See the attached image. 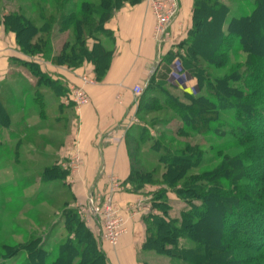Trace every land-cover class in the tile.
I'll return each mask as SVG.
<instances>
[{"label":"trees","instance_id":"trees-1","mask_svg":"<svg viewBox=\"0 0 264 264\" xmlns=\"http://www.w3.org/2000/svg\"><path fill=\"white\" fill-rule=\"evenodd\" d=\"M140 1L82 0L78 9H60V18H65L60 20L61 27L69 23L74 39L64 41L56 54L51 50L52 16L41 19L40 26H37L18 7L4 13L0 22L5 29L15 33L16 42L25 54L40 53L54 63L71 66L90 62L94 75L100 79L108 69L112 55V51L104 48L100 41L101 35L110 32L105 23L124 4ZM248 1L251 3L248 13L228 17L229 7L223 0H193L192 24L186 37L165 53L170 61L180 57L183 72L195 78L199 89H205L206 95L182 91L186 99L182 101L161 88L162 82L153 83L151 76L139 99L143 100L150 90L152 97L155 92L162 93L172 103L182 124L196 133L209 131L211 122L219 118L221 110L234 109L233 135L237 143L246 146L255 139H264V0ZM94 17L96 21H93ZM85 30L87 36L93 38L91 46L86 44ZM234 50L245 53L244 66L249 71L250 80L244 81L242 72L236 68L223 76H213L206 70L210 66L222 65L218 57L223 58L228 51ZM202 60L207 65L204 66ZM24 63L37 76L38 83L49 82V76L37 63ZM241 80L246 85L244 88L234 84ZM158 100L141 102L137 111L144 109L147 113L153 110ZM9 120L0 102V125L8 126ZM141 130L146 132L145 128ZM175 131L183 135L189 133L182 125ZM126 140L137 141L129 134ZM251 145L236 156H225L209 170L190 174L189 170L198 167L203 160L199 143L186 141L183 147L172 148L156 139L151 148L158 152L157 160L164 169L160 181L155 179L153 170L138 167L137 155L128 149L130 172L124 181L125 189L143 193L144 185L159 183L156 188L149 189L151 208L155 212H148L142 218L144 239L140 249L154 250L179 259L182 264H264V188L260 186L253 194L247 186L236 183L250 176L243 172V168L251 161L244 154L254 148ZM261 148L263 153L264 145ZM62 172L66 171L51 165L43 168L42 176L51 180ZM251 174H255L258 181H264V166L258 170L253 168ZM228 180L229 184L222 182ZM169 192L183 202L177 217L169 214ZM75 210L72 206L63 210L68 236L58 245L54 256L50 257L40 240L35 243L37 239H34L27 244L2 246L0 264H7L9 258L22 253L26 256L19 264H111L94 233ZM180 238L193 244L179 246ZM90 254H93L92 258H89Z\"/></svg>","mask_w":264,"mask_h":264},{"label":"crops","instance_id":"crops-1","mask_svg":"<svg viewBox=\"0 0 264 264\" xmlns=\"http://www.w3.org/2000/svg\"><path fill=\"white\" fill-rule=\"evenodd\" d=\"M192 4L193 0H180L171 38L159 51L153 38L154 19L145 1L126 3L116 10L105 23L112 38L108 42L105 36L100 37L102 45L112 51L109 67L95 84L88 86L89 102L79 110L65 97L81 72L93 74V65L84 62L70 69L45 62L37 54H25L16 42L15 33L0 22V102L10 119L8 126L0 125V134L6 128L12 139L26 147L33 144L31 149L38 157L53 154L56 160L53 165L60 168L63 164L62 168L72 174V187L112 193L127 218V231L113 249L100 241L111 264H146L137 259L144 239L142 219L136 210L130 213L136 202L141 204L146 198L127 191L124 185L130 172L126 134L136 135L139 96L132 87L139 84L145 88L149 78L155 75L181 91L200 90L195 78L175 66L181 63L179 57L170 61L165 56L186 37L192 24ZM24 61L37 63L49 76V82L38 83L37 76ZM62 126L68 130L63 142ZM36 141H42L43 146L34 145ZM49 146L53 147L52 152L46 150ZM74 155L78 156L77 160H73Z\"/></svg>","mask_w":264,"mask_h":264},{"label":"rangeland","instance_id":"rangeland-1","mask_svg":"<svg viewBox=\"0 0 264 264\" xmlns=\"http://www.w3.org/2000/svg\"><path fill=\"white\" fill-rule=\"evenodd\" d=\"M81 1L82 0H0V18L5 13L4 11H13L18 7L22 9L25 16L31 19L37 26H40L42 22L41 19H46L47 16H52L54 18V23L50 32L51 50L56 54L59 52L64 41L72 42L74 39L73 30L69 23L65 27H61L60 20H63L64 17L60 18V9L64 8L67 11L78 9ZM89 1L94 2L97 0ZM224 1L230 6V16L248 13L251 9V3L248 0ZM178 4L180 5V0H178ZM177 12L179 13V9ZM39 16H41V18ZM93 21H96L95 17ZM172 24L171 27L168 28L170 31V38ZM84 33L86 44L90 46L93 38L92 36H87V30H85ZM37 35L35 38H37ZM103 36L106 37L105 39L108 42L112 38L111 32H108V34ZM245 56V53L239 50H234V52L228 51L225 57H223L224 59L218 57L219 63H222V65L218 67L210 66L206 70H208L213 76H223L232 68H236L235 70L238 69L240 73L242 72L244 81L247 79L250 80L251 76H248L249 71L244 66ZM37 57L45 62L64 65L70 69L79 67L71 66L66 63H54L40 53L37 54ZM202 62L204 66L207 65L205 61L202 60ZM235 63H237V65H235ZM172 68L176 71L175 67ZM83 76L92 80L85 84L88 92V86L95 84L97 78L94 73L91 75V73L83 71L78 75L79 80L75 83L76 85L81 84ZM159 81L162 82L160 84L161 88H165L178 99L186 101L179 88H174L172 85H169L170 82L167 79L156 77L154 75L153 83ZM244 81L241 80L234 84L238 87L244 88V86H246ZM191 93L206 95L205 89H200L197 93ZM151 95L152 92L150 90L147 92V96L143 99L144 101L139 98L136 101V107L138 108L141 102L146 104L152 99L153 102H155L156 99L158 100V98H160L155 103V108L153 110L147 113H144V109L136 111V117H134L136 118L135 137L137 141H125L127 149H129L131 153L137 155L136 160H139L140 162L138 167L145 168L146 170H153L155 179L160 181V175L164 169L157 160L158 152L151 148V145L154 144V140L156 139L163 140L164 143L169 144L172 148H181L186 141L199 143L203 152V160L198 167L189 170L188 173L190 174L209 170L215 167L225 156H236L241 152L246 151V147H250L252 144L251 146L254 148L247 150V152L244 153L246 155L245 157L250 158L251 161L246 164L247 167L243 168V172L250 174V176L246 179L238 180L236 183L240 186H247L246 188H249V191L253 194H255L260 186H263L264 188V181H258L255 174H251L253 168L258 170L259 167L264 166V152H261V146L264 145V139H255L246 146L239 145L233 135V129L236 124V120L233 117L234 109L221 110L219 118L211 122V128L209 131L205 133H196L182 124L176 110L172 108V103L167 101L168 99H165L162 93L155 92L153 97ZM68 102L72 103L70 100ZM157 103H159L160 106ZM71 105L74 106L73 103ZM179 125H182L183 129L188 130V135L176 133L175 130ZM141 128H145L146 132H143ZM2 129L3 131L0 134V140H2L0 141V252H2V246L4 245L14 246L18 244H27L28 242L37 239L35 243L40 240V244H42L43 248L50 252V257L54 256L57 252L58 245L65 241L68 236V232L64 225V218L62 216L64 213L63 210L67 206L75 207L77 215L83 219L91 231L93 230L92 232L94 233L95 239L99 241V243L102 241L111 249L117 246L124 233L119 237L116 245L101 240L97 234L98 228L96 220L90 215L88 210L87 195L89 191H86L83 188L72 187L70 183V175L72 174H70L67 169H64L66 172H62L57 178L51 180L44 179L42 176V170L46 166L53 165L56 161L54 155L50 154L48 156L43 155L38 157L36 152L31 149L34 147L32 146L33 144L31 145L28 143V147H26L25 144L21 143L19 140L12 139L6 133V128ZM67 133L68 130L66 129V126H62V134L60 136L62 142L64 138H66ZM129 135L131 136V134ZM35 144L43 146L42 141H36L34 142V145ZM136 147L138 148L137 151ZM46 150L52 152L54 149L49 146ZM62 166L63 164L60 166L61 169H63ZM51 174L52 173H49V175ZM222 182H224V184L230 183L229 180ZM158 184L144 185L142 187L143 193H136L142 194L143 197L146 198L144 201H141V204L136 202V215H140L141 219L146 214L145 207L147 205L151 206L149 189L156 188ZM93 193H99V190L94 188ZM167 196L170 202L169 214L172 217L179 216V209L183 205V202L172 192H169ZM262 199H264V194ZM94 204H97V202H94ZM191 244H193L192 241L185 238H180L178 240L179 246ZM25 256L26 254L24 253L13 256L9 258L7 264H19ZM92 256L93 254H90L89 258H92ZM137 259L146 264H182V261L179 259L157 253L150 249H138Z\"/></svg>","mask_w":264,"mask_h":264},{"label":"built area","instance_id":"built-area-1","mask_svg":"<svg viewBox=\"0 0 264 264\" xmlns=\"http://www.w3.org/2000/svg\"><path fill=\"white\" fill-rule=\"evenodd\" d=\"M150 9V12L154 19L153 24V37L158 46V51L161 45L170 40V31L168 28L174 22L179 9L178 0H144ZM175 66L178 70L181 69L180 63H176ZM86 76L82 77L81 84H72L69 87V92L65 97L66 101H72L76 109H79L83 104L89 101V95L86 90V83L91 82ZM132 90L136 96H139L144 87L136 84L132 87ZM78 156L74 155L73 160H77ZM88 210L96 220L98 236L101 240L107 241L112 245H116L119 237L127 230V218L122 213L119 205L114 202L111 192L107 193H93L89 191L87 195ZM97 202V204H94ZM99 204V205H98ZM145 213L155 212L151 209V206L145 207ZM136 208H131L130 213H134Z\"/></svg>","mask_w":264,"mask_h":264}]
</instances>
